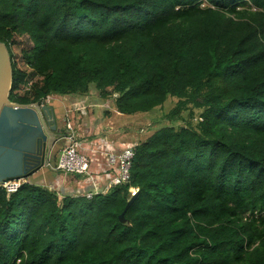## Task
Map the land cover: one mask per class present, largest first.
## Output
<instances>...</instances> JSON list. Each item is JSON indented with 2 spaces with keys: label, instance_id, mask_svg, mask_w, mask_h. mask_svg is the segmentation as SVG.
<instances>
[{
  "label": "trees",
  "instance_id": "16d2710c",
  "mask_svg": "<svg viewBox=\"0 0 264 264\" xmlns=\"http://www.w3.org/2000/svg\"><path fill=\"white\" fill-rule=\"evenodd\" d=\"M0 42L12 102L176 98L127 182L0 186V264H264V0H0Z\"/></svg>",
  "mask_w": 264,
  "mask_h": 264
},
{
  "label": "water",
  "instance_id": "95a60500",
  "mask_svg": "<svg viewBox=\"0 0 264 264\" xmlns=\"http://www.w3.org/2000/svg\"><path fill=\"white\" fill-rule=\"evenodd\" d=\"M11 82V60L5 44L0 42V184L26 179L53 162L52 149L63 130L57 126V112L52 105L10 101ZM136 193L119 215L121 223L128 224L124 213Z\"/></svg>",
  "mask_w": 264,
  "mask_h": 264
},
{
  "label": "rangeland",
  "instance_id": "374dc122",
  "mask_svg": "<svg viewBox=\"0 0 264 264\" xmlns=\"http://www.w3.org/2000/svg\"><path fill=\"white\" fill-rule=\"evenodd\" d=\"M13 51L16 54L15 60L22 67L18 49L13 48ZM175 103L176 98L168 97L161 106L155 107L150 112L123 115L118 113L112 99L101 100L94 90L84 96L48 97L44 102V104L54 105L61 109V111L59 109L60 112L56 113L57 125L61 124L64 127L65 118H68L75 125V129L85 139L84 144L88 148L85 154H89L91 158L98 156L93 158L97 164H101L102 160L105 161L106 148L112 147L119 151L127 144L134 145L144 140L160 126L171 124L165 115L175 106ZM183 116L186 118L187 112H183ZM190 121L195 123L196 115H193ZM94 165L96 166V164ZM104 167L105 165L97 171L98 174L95 172V179L101 177L99 171L103 170ZM65 175L69 174L65 173ZM66 180L67 182L75 181L73 177H68ZM55 189L57 191L59 188Z\"/></svg>",
  "mask_w": 264,
  "mask_h": 264
},
{
  "label": "built area",
  "instance_id": "2783aa9c",
  "mask_svg": "<svg viewBox=\"0 0 264 264\" xmlns=\"http://www.w3.org/2000/svg\"><path fill=\"white\" fill-rule=\"evenodd\" d=\"M46 99L41 104H44ZM64 121V133L59 139L61 142L60 149L54 161L47 163V167L64 174L90 179L93 189L84 193L87 198L98 192H104L111 186L123 184L129 180V168L137 143L134 145L131 143L127 144L119 151L114 150L112 147L106 148L104 153L105 167L99 171L101 178L103 176V185L99 186L96 184V177L94 176L97 172H93L91 168V165L95 166L94 164L97 165V163L94 162V159L89 154V156L85 154L88 148L84 144V137L78 133L75 125L68 118H65ZM23 182H25V179H16L3 182L0 186L9 195L15 192ZM135 192L136 190H132L131 193Z\"/></svg>",
  "mask_w": 264,
  "mask_h": 264
},
{
  "label": "crops",
  "instance_id": "0c3cea01",
  "mask_svg": "<svg viewBox=\"0 0 264 264\" xmlns=\"http://www.w3.org/2000/svg\"><path fill=\"white\" fill-rule=\"evenodd\" d=\"M52 106L55 108L56 112L61 111V109L59 107H55L54 105H52ZM59 109H60V111H59ZM55 156L54 157L52 156L50 160H53L55 158ZM95 157H98V156H94L93 158H95ZM103 165H105L104 160H102L101 164L99 163L96 166L91 165V168H92L93 172H97L98 170H100V168ZM68 177H73L75 179V181L74 182L73 181L67 182L66 179ZM102 178H103V176H102ZM102 178L99 177L98 179H96L95 182L97 185H99V186L103 185V179ZM25 180L28 182H31V183L44 185V186H47V187L52 188V189L59 188L57 191H60V190H61L60 192L66 191L69 194H84L85 192L93 189L92 183H90V181L87 180L86 178L81 177V176L71 175V174L65 175V174L61 173L60 171L53 170L47 166L41 168L38 172L32 174L30 177L26 178ZM72 192H75V193H72Z\"/></svg>",
  "mask_w": 264,
  "mask_h": 264
},
{
  "label": "flooded vegetation",
  "instance_id": "af4514ba",
  "mask_svg": "<svg viewBox=\"0 0 264 264\" xmlns=\"http://www.w3.org/2000/svg\"><path fill=\"white\" fill-rule=\"evenodd\" d=\"M59 128H61V129H64L63 128V126L61 125V124H59V125H57ZM63 130H62V132H61V134L60 135H63ZM60 145H61V142L60 141H58V143H57V146L55 147V148H53L52 150V152H53V154H52V156L54 157L56 154H57V152H58V150L60 149Z\"/></svg>",
  "mask_w": 264,
  "mask_h": 264
},
{
  "label": "bare ground",
  "instance_id": "6f19581e",
  "mask_svg": "<svg viewBox=\"0 0 264 264\" xmlns=\"http://www.w3.org/2000/svg\"><path fill=\"white\" fill-rule=\"evenodd\" d=\"M87 180H89V181H90V183H91V180H90V179H87Z\"/></svg>",
  "mask_w": 264,
  "mask_h": 264
}]
</instances>
